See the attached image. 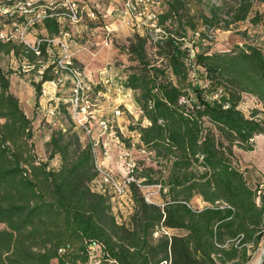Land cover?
<instances>
[{
	"label": "trees",
	"instance_id": "obj_1",
	"mask_svg": "<svg viewBox=\"0 0 264 264\" xmlns=\"http://www.w3.org/2000/svg\"><path fill=\"white\" fill-rule=\"evenodd\" d=\"M161 1L156 20L161 34L152 42L153 55L146 53V33L134 32L122 49L136 64L119 86L131 91L139 112L128 126L141 156L132 174L141 184H157L162 202H147L131 182L129 211L119 219L109 189L92 188L91 143L80 141L64 105L54 107L53 117L63 115L68 124L49 123L47 155L40 160L33 151L31 120L0 68V264H245L260 242L263 186L255 203L258 184L246 181L235 150L250 151L253 138L264 137L256 113L245 116L237 108L242 93L264 107V56L252 43L197 51L193 39L206 42L205 30H227L248 15L253 2L264 6V0H237L224 12L209 6L206 13L191 10L193 0ZM49 14L46 9L39 24L51 38L58 36L59 25ZM222 14L229 20L219 24ZM46 46L38 44L39 56H46ZM19 51L33 63L28 46L0 40V52ZM41 67L30 84L35 100L41 84L55 79L52 62ZM189 68L199 79L189 77ZM57 86L68 88L71 97L69 80ZM52 158L54 167L48 164ZM193 198L203 205L192 207ZM257 264H264V254Z\"/></svg>",
	"mask_w": 264,
	"mask_h": 264
},
{
	"label": "rangeland",
	"instance_id": "obj_2",
	"mask_svg": "<svg viewBox=\"0 0 264 264\" xmlns=\"http://www.w3.org/2000/svg\"><path fill=\"white\" fill-rule=\"evenodd\" d=\"M63 0H0V40H13L15 43H22L25 46L38 44L42 39H53L52 43L46 46L45 57L35 55L32 64L22 57L20 51L0 52V68L8 72V82L10 92L17 98L18 105L32 123V145L34 154L45 160L47 136L50 132V122L58 121L63 126L67 125V120L61 115V120L48 114V110L57 104L59 109L65 106L69 114L70 121L74 124L80 141L94 144L99 165L121 180L126 176L127 164L135 162L141 156L135 147L136 135L128 130L129 125H133L139 118L131 91L119 86L121 78L127 74L130 66H135V62L128 59L122 49L134 32L146 33V53L152 57L154 47L152 42L161 34V30H140L135 29L126 22V18L120 12L122 0H73L81 9V20L76 24L63 23L59 31L63 35L49 38L40 26L39 21L46 9L53 13ZM237 0H193L189 4L191 10L207 12L209 6L222 7L221 11H227L234 7ZM53 6L55 9H53ZM84 7L98 11L96 19L88 20L83 15ZM164 8L162 3L159 12ZM256 12V16H254ZM229 20V16L222 14L221 21ZM200 29L201 26H198ZM206 42H199L193 39L194 47L197 51L207 53L215 51H226L233 44L252 43L257 45L264 56V6L252 3L248 15L240 21L230 23L227 30H205ZM104 38L110 39L107 45L103 44ZM190 38L189 32L185 37ZM56 40L64 41L67 51L72 59V65L81 72L84 86L92 84L94 88L83 90L81 100L78 101L83 106V110L75 115L68 88L53 86L46 81L41 84L40 89L44 91L37 100L34 99L31 82L38 79L41 65L45 66L59 54V46ZM156 62H159L157 60ZM34 65H38L34 67ZM189 77L195 76L199 79L197 70L189 68ZM104 80L107 82L104 83ZM101 86V87H98ZM105 88L103 91L102 89ZM237 108L245 116L256 113V116L264 123V107L257 100L246 93H242L237 104ZM75 117L81 118L90 133L87 135L75 123ZM100 120L106 121L108 129L102 133L98 125ZM141 121V124H144ZM128 144V145H127ZM254 145V143H253ZM255 148L251 152L240 153L242 162H249L254 169V177L257 184L264 187V139L257 136ZM49 166L57 164L56 158L49 160ZM157 168V165H154ZM139 193L147 202L160 204L162 202L157 184H141L133 176ZM128 195L112 197V210L114 214L122 219L129 211ZM192 207H201L203 204L197 198L190 201ZM250 251V249L248 248ZM264 252V235L245 264H255L258 257ZM90 264H93L90 262Z\"/></svg>",
	"mask_w": 264,
	"mask_h": 264
},
{
	"label": "built area",
	"instance_id": "obj_3",
	"mask_svg": "<svg viewBox=\"0 0 264 264\" xmlns=\"http://www.w3.org/2000/svg\"><path fill=\"white\" fill-rule=\"evenodd\" d=\"M58 8L53 13H50L49 16H53L56 19V22L59 25V28H62L63 23L66 24H76L81 20V9L79 8L78 4L73 0H63L61 3L57 4ZM162 5L161 0H122L120 4V12L124 15L126 18V22L130 24L131 27L142 30H154L156 32H159L160 29L156 24L157 20V14L159 13V8ZM53 9L54 6H53ZM83 9V15L88 20L96 19L98 11L95 9H90L88 7H84ZM60 30V29H59ZM63 35L64 32L58 31V35ZM41 41L48 43H52L55 40L53 39H42ZM58 46H59V54L51 61L53 63L52 72L55 75V79L51 82H49L51 85L55 86L61 82L62 79H67L71 83V98L70 103L72 104L73 112L76 114H79V111L83 110V106L78 103V101L81 100V95L83 90H88L89 87L86 85L84 86V82L81 76V72L78 71L75 67L72 65V61L70 59V55L67 51L66 44L64 41L56 40ZM110 41L108 38H104L103 44L107 45V43ZM38 42L35 43L33 46H28L35 55H38ZM187 52L188 56H193V51L187 45ZM44 91L41 90V95H43ZM216 94L213 95L215 97ZM182 100V98H180ZM50 115H54L55 111L54 108H51L47 112ZM75 123L81 128V130L86 133L87 135L90 133L89 128L86 126L85 122L79 118L75 117ZM98 125L101 128V132L104 133L108 126L106 124V121L100 120L98 122ZM94 144L95 142L91 143V156H92V164H93V170L95 172V179L92 181V188L95 190H100L102 187H107L109 191L114 196H123V195H129L128 193V185L131 182H135L132 174V167L134 166V162L131 161L129 164H127V172L126 176H124L121 180L115 179L112 174L108 171H105L98 162L97 155L94 150ZM138 185V184H136ZM158 187V185H157ZM262 185L258 184L257 190L255 191L256 197H255V203L258 202V194L260 192V188ZM129 197V196H128ZM129 205H130V200ZM161 231L164 234H168V231L161 228ZM240 235L230 241L233 242V244H236L238 240L240 239ZM93 245H90L88 248L90 251L93 250ZM161 264H167V262L162 261Z\"/></svg>",
	"mask_w": 264,
	"mask_h": 264
},
{
	"label": "crops",
	"instance_id": "obj_4",
	"mask_svg": "<svg viewBox=\"0 0 264 264\" xmlns=\"http://www.w3.org/2000/svg\"><path fill=\"white\" fill-rule=\"evenodd\" d=\"M44 83H45V82H44ZM48 83H49V82H48ZM8 89H9V91H11V90H10V86H8ZM40 96H41V94H40ZM40 96H39V97H40ZM39 97H38V98H39ZM257 136H260V135H257ZM257 136H255V137L253 138V143H254L253 148H255V146H256V145H255V140H256V137H257ZM261 136H263V135H261ZM263 139H264V137H263ZM251 151H253V149L250 150V151L235 150V155H236V158H237V165H238L239 169L242 170L243 175H244L246 181H247L249 184L254 185V182H256V179H255V177H254V172H253L254 169L252 168V165H251L249 162H242V161L240 160V153L251 152ZM262 196H263V198H264V187H263V190H262ZM263 226H264V213H263ZM259 259H260V257H258V259H257V261H256L255 264L258 263ZM51 264H55V262H54V261H51Z\"/></svg>",
	"mask_w": 264,
	"mask_h": 264
},
{
	"label": "water",
	"instance_id": "obj_5",
	"mask_svg": "<svg viewBox=\"0 0 264 264\" xmlns=\"http://www.w3.org/2000/svg\"><path fill=\"white\" fill-rule=\"evenodd\" d=\"M264 254V252L262 253V255ZM260 260V259H259ZM258 263H259V261H258Z\"/></svg>",
	"mask_w": 264,
	"mask_h": 264
}]
</instances>
